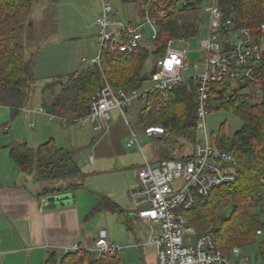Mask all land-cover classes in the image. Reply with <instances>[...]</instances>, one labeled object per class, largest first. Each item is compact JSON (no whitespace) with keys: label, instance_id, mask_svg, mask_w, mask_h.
Segmentation results:
<instances>
[{"label":"trees","instance_id":"trees-1","mask_svg":"<svg viewBox=\"0 0 264 264\" xmlns=\"http://www.w3.org/2000/svg\"><path fill=\"white\" fill-rule=\"evenodd\" d=\"M35 0H0V107L9 110L13 117L23 109L31 84L33 60L25 56L24 46L16 41V35L30 25L29 15ZM164 7L173 12L165 17L151 13L157 25V36L149 53L142 47L135 53L111 54L102 52L99 65H92L82 72L51 78L42 86L41 108L48 114L65 118L68 123L79 124L86 117L91 96L101 88L103 78L112 88L126 91L139 89L149 81L145 65L149 56H163L168 41L174 38L190 39L198 32L193 12L199 9L182 4V0H162ZM136 3L141 0H121ZM223 18H232L237 29H248L255 41L264 37L260 26L264 25V0H218ZM140 12V11H139ZM141 14V13H140ZM256 78L264 80V62L256 69ZM247 85H236L224 78L212 83L210 93L220 95L212 110H224L237 116L240 128L227 137L222 127L210 139L212 145L230 152L236 160L235 180L218 186L208 196L195 195L192 207L184 211L187 226L197 233H209L215 246L223 253L233 247L245 249L256 243L258 232L264 229V85L259 95L239 93ZM229 91V93H228ZM196 87L192 80L175 87L171 100L159 102L149 96L139 111L144 127H163L169 136L165 141L172 146L178 138L188 139L194 131ZM226 94V97L222 95ZM178 144V143H177ZM11 162L23 173L32 174L37 182L64 181L85 178L75 163L72 153L58 147L52 139L31 149L26 143L10 142L7 146ZM181 147V146H180ZM192 155L180 154L176 160L186 161ZM175 159V158H173ZM82 184H70L65 188L45 190L39 196H51L81 188ZM119 211V207L106 197H101L93 212ZM264 261V244L256 254ZM44 264H121L118 255H103L96 259L86 249L66 252L59 256L50 253Z\"/></svg>","mask_w":264,"mask_h":264},{"label":"built area","instance_id":"built-area-1","mask_svg":"<svg viewBox=\"0 0 264 264\" xmlns=\"http://www.w3.org/2000/svg\"><path fill=\"white\" fill-rule=\"evenodd\" d=\"M141 2L139 19L122 23L113 18L111 5L100 0V12L94 21L98 47L96 56L89 60L91 66L99 65L102 52L135 53L144 47L147 30L150 31L148 41L153 45L158 29L151 13L165 17L173 8L164 7L162 0ZM182 4L195 6L208 16L206 38L198 49L199 61L192 64L194 70L201 68L200 73L189 78L183 76L189 43L181 38L170 39L163 56L152 65L156 68L148 74L149 86L128 91L114 89L103 78L101 88L91 96L87 115L81 123L87 120L95 124L94 131L102 134L107 130L112 110H118L125 119L124 111L133 102L153 96L167 103L175 87L192 80L196 87L195 129L202 131V138L196 141L186 161L166 159L152 166L143 156L137 171V187L127 193L132 206L130 214L150 226L146 244L155 249L157 264H264L258 256L252 261L239 247H233L228 253L221 252L209 233H197L189 228L184 215L192 207L195 195L206 197L212 189L235 180V157L212 145L206 131L210 102L222 100L216 93L211 95L210 86L228 78L236 85H247L239 93L261 94L264 80L256 78L255 73L264 62V37L257 42L248 29H237L232 18H223L218 0H182ZM260 31L264 33V25ZM36 112L47 115L50 122L68 123L67 119L48 114L42 108ZM129 133L126 147L136 146L142 154L137 135L131 129ZM144 135L151 140H166L169 133L163 127H151L144 129ZM47 205L46 197L42 198L40 207ZM80 249L91 251L96 259L118 255L121 251V247L107 242L105 231H99L91 247L74 244L67 252Z\"/></svg>","mask_w":264,"mask_h":264},{"label":"rangeland","instance_id":"rangeland-1","mask_svg":"<svg viewBox=\"0 0 264 264\" xmlns=\"http://www.w3.org/2000/svg\"><path fill=\"white\" fill-rule=\"evenodd\" d=\"M106 1L111 5L115 20L127 23L136 22L139 19L140 7L138 4H124L121 0ZM100 4V0L34 1L29 15L30 25L16 35V41L24 46L25 56L33 60L32 75L35 82L31 84L25 106L13 117L9 116L8 108L0 107V146L9 142H24L31 149H36L40 144L52 139L57 146L72 153L75 163L85 174L86 180H84V186L65 194L66 203L69 200L71 202L75 200L78 207L84 209L93 208V199L97 198L99 201L98 198L101 194L87 186L107 179L109 182L116 180L119 182L118 179H121V176L117 177L118 174L109 171L97 177L87 171L99 156H104L110 162L116 157L121 161L134 162L137 165H142L144 156L152 166H155L161 160L173 158L176 160V156L180 154H190L194 142V131L190 133L188 139L178 138V144L174 143L172 146L165 140L147 138L139 120V111L143 102L139 103L138 101L133 102L125 109V119L118 110L110 112L108 131L103 135V139H99L100 141L97 142L100 144L96 147L97 152L94 147L101 133L94 131L95 124L87 120L79 124H63L60 120L50 122L47 115L36 112L41 108L43 84L51 78L82 72L91 66L89 60L96 56L98 47L94 21L100 12ZM192 16L198 32L188 39L187 69L182 72L183 76L187 78L197 75L201 71V68L194 70L192 64L199 61L198 49L200 42L206 38L208 24V16L202 10L193 12ZM149 34L150 31L147 30L144 48L151 53ZM82 59L85 61L83 62ZM153 59L150 55L147 60L145 65L147 74L152 68ZM147 86L149 83H145L143 88ZM216 105V102L213 101L209 104L210 108ZM240 126L241 121L237 116L220 109L212 111L209 109L205 118V127L210 139L218 134L221 127L224 135L230 137ZM130 129L137 135L142 154L136 146L126 147ZM195 138L196 141L202 138L201 130L195 131ZM103 163L108 168L109 164ZM28 175L32 177V174ZM55 182L62 181L43 183ZM102 186L104 184H101ZM126 198L129 206L132 207L127 194ZM89 220L90 226L95 229V232L98 233L102 228L108 229L110 239H116V246L121 247L118 254L121 264H157L155 249L146 244L150 226L145 222L134 220L131 222L132 226L129 230L130 225L124 222L125 218L122 215L92 212L89 215ZM262 242L264 244V229L257 234L255 244L242 250L254 261Z\"/></svg>","mask_w":264,"mask_h":264},{"label":"crops","instance_id":"crops-1","mask_svg":"<svg viewBox=\"0 0 264 264\" xmlns=\"http://www.w3.org/2000/svg\"><path fill=\"white\" fill-rule=\"evenodd\" d=\"M108 127L98 137L94 147L95 152H97L96 147L100 145L97 142L103 139ZM9 143L0 146V264H44L50 253L62 256L74 244L84 248L91 247L99 232H95V229L90 226L89 215L99 204L101 197L108 198L119 207V211L102 212L122 215L125 218L124 222L130 225L129 230L132 226L131 222L138 220L130 214L132 209L126 194L137 187V171L141 164L127 163L116 157L110 162L104 156H99L87 171L92 172L95 177L109 171L118 174L117 177L121 176V179H118L119 182L117 180L109 182L105 176L108 181L87 186L101 193L99 201L97 198L93 199V208H79L75 200L73 202L69 200L63 206L42 209L40 201L47 197L39 196L43 191L65 188L70 184L84 186L86 178L76 177L60 183L37 182L33 175L31 177L21 172L11 162L6 147ZM103 162L109 164L108 168ZM101 184L104 186L101 187ZM69 192L72 190L65 194ZM97 213L100 214V212ZM99 231H105L107 242L116 245V239H110L108 229L102 228Z\"/></svg>","mask_w":264,"mask_h":264},{"label":"water","instance_id":"water-1","mask_svg":"<svg viewBox=\"0 0 264 264\" xmlns=\"http://www.w3.org/2000/svg\"><path fill=\"white\" fill-rule=\"evenodd\" d=\"M155 68L156 67L153 66L151 71L149 72V74H152L155 71ZM66 200H67V197H66L65 193H59V194L47 196L46 197V201L48 204L47 208L51 209V208L63 206V205H65Z\"/></svg>","mask_w":264,"mask_h":264},{"label":"bare ground","instance_id":"bare-ground-1","mask_svg":"<svg viewBox=\"0 0 264 264\" xmlns=\"http://www.w3.org/2000/svg\"><path fill=\"white\" fill-rule=\"evenodd\" d=\"M125 90V89H124Z\"/></svg>","mask_w":264,"mask_h":264}]
</instances>
